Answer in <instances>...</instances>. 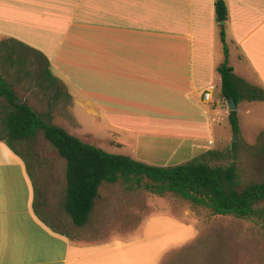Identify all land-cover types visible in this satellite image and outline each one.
<instances>
[{"label":"crops","instance_id":"1","mask_svg":"<svg viewBox=\"0 0 264 264\" xmlns=\"http://www.w3.org/2000/svg\"><path fill=\"white\" fill-rule=\"evenodd\" d=\"M215 1L0 0V43L47 62L65 100L90 106L100 122L173 141V152L189 143L198 157L210 151L197 141L211 127L199 108L226 107L216 88L222 26L234 73L264 90V0H223L224 25ZM10 74L5 67L0 75ZM211 85L213 102L205 103ZM70 86L86 98L74 97ZM29 176L0 142V264H160L196 232L172 214L144 215V206L137 212L132 193L115 184L99 187L86 224L77 227L63 208L65 187L61 200H39Z\"/></svg>","mask_w":264,"mask_h":264},{"label":"rangeland","instance_id":"2","mask_svg":"<svg viewBox=\"0 0 264 264\" xmlns=\"http://www.w3.org/2000/svg\"><path fill=\"white\" fill-rule=\"evenodd\" d=\"M227 46L232 48V43H227ZM221 49L224 59V51ZM4 54L5 51L2 49L0 74L5 67L10 69L11 74L6 75L5 79L12 84L18 100L23 101L26 97L25 102H28L45 120L49 119L52 124L64 128L84 143L109 154L126 156L152 166H173L182 160L185 163L192 160L191 157L187 159L189 154L211 166L233 165L237 171L239 189L250 183L264 181V101H243L239 104L238 134H233L230 129L227 102L224 108L218 104L214 105L216 102L207 108L206 106L204 109L199 108L200 117L207 118L211 127L200 137L202 139L197 141V145L214 151L215 155L204 156L205 152L197 157L195 152L199 151L189 150V143H185L181 150L173 152L177 145L173 141L140 137L133 135L129 130L118 131L116 127L104 121L100 122L95 117L93 109L92 113H89L90 106L84 108L75 102L65 100L64 90L56 85H50L44 79L46 75H42L41 69L44 64L41 61L28 55L24 50H17L14 51L13 58L19 61L9 65L2 61ZM231 62L238 73L237 64L235 61ZM16 71H24L27 76L16 78ZM86 82H90L86 83V88L93 92V80ZM216 88L217 90L220 88L219 81ZM68 90L74 97L86 98L72 86ZM8 108L7 102L0 98V123ZM208 109L215 112L212 115L208 114ZM191 113H194V109L189 114ZM209 140L212 141L211 144H208ZM119 144L122 146H118ZM18 150L24 155L25 161L21 159L26 163L39 200L46 201L52 198L61 200L66 187L65 160L57 156L42 133L39 132L30 143H20ZM114 187L124 193L127 192L121 182L116 183ZM127 193L129 195L132 193L137 212L144 206V215L172 214L195 225L196 232L191 239L176 251L164 255L160 264H264V229L259 221L213 215L209 210L192 207L189 202L172 194L156 196L144 190Z\"/></svg>","mask_w":264,"mask_h":264},{"label":"trees","instance_id":"3","mask_svg":"<svg viewBox=\"0 0 264 264\" xmlns=\"http://www.w3.org/2000/svg\"><path fill=\"white\" fill-rule=\"evenodd\" d=\"M214 8L216 20L225 21L227 9L224 1L216 0ZM220 40L224 61L217 71L221 79L220 97L227 102V107L229 98H233L237 107L243 101H264V90L238 77L228 64L223 26ZM2 49L6 52L2 61L6 64L14 62L13 53H9L6 42L0 43V51ZM41 72L43 76L46 75L44 79L52 85L56 84L47 62ZM58 88L64 90V87ZM0 98L9 106L0 123L1 143L25 161L18 145L30 143L41 132L57 156L65 160L63 208L77 227L86 224L99 187L121 182L127 192L144 190L156 196L172 194L189 202L192 207L209 210L213 215L259 221L264 229V181L239 189L237 171L233 165L211 166L195 158L173 166H152L126 156L112 155L82 142L64 128L52 124L49 119L45 120L27 102L18 100L12 84L1 75ZM228 122L232 133L238 134L237 109L228 110ZM214 155V151L204 154L208 157Z\"/></svg>","mask_w":264,"mask_h":264},{"label":"built area","instance_id":"4","mask_svg":"<svg viewBox=\"0 0 264 264\" xmlns=\"http://www.w3.org/2000/svg\"><path fill=\"white\" fill-rule=\"evenodd\" d=\"M215 88L214 86H209L205 89L203 95H202V99L205 103H212L213 102V92H214Z\"/></svg>","mask_w":264,"mask_h":264},{"label":"water","instance_id":"5","mask_svg":"<svg viewBox=\"0 0 264 264\" xmlns=\"http://www.w3.org/2000/svg\"><path fill=\"white\" fill-rule=\"evenodd\" d=\"M219 24L220 25H224V24H226V21H220ZM236 109H237V106H236L233 98H229V100H228V110L229 111H235ZM235 140H236V137L234 136L233 137V141H235Z\"/></svg>","mask_w":264,"mask_h":264}]
</instances>
